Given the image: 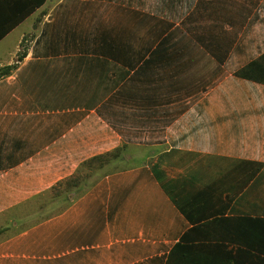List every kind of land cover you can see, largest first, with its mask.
<instances>
[{
    "label": "crops",
    "instance_id": "0c3cea01",
    "mask_svg": "<svg viewBox=\"0 0 264 264\" xmlns=\"http://www.w3.org/2000/svg\"><path fill=\"white\" fill-rule=\"evenodd\" d=\"M0 264H264V0H0ZM122 145L70 207L29 211Z\"/></svg>",
    "mask_w": 264,
    "mask_h": 264
},
{
    "label": "trees",
    "instance_id": "16d2710c",
    "mask_svg": "<svg viewBox=\"0 0 264 264\" xmlns=\"http://www.w3.org/2000/svg\"><path fill=\"white\" fill-rule=\"evenodd\" d=\"M29 39L25 38L21 44L23 48L19 54L17 62L10 66L0 68V80L10 76L24 60L26 50L29 46ZM146 149L122 145L108 153L93 157L85 161L71 177L58 183L50 191L56 198H67V206L70 207L75 201L81 198L88 190L94 187L98 180L107 172L108 167H116L119 164H126L123 168H115L119 171L142 165L147 157ZM108 173V172H107ZM49 191V192H50Z\"/></svg>",
    "mask_w": 264,
    "mask_h": 264
},
{
    "label": "rangeland",
    "instance_id": "374dc122",
    "mask_svg": "<svg viewBox=\"0 0 264 264\" xmlns=\"http://www.w3.org/2000/svg\"><path fill=\"white\" fill-rule=\"evenodd\" d=\"M126 164H119L116 167H108L106 169L107 172H111L115 170V168H123ZM69 195L68 197H71ZM63 198L54 197L53 193L48 192L45 197H41V200L35 202L33 207L29 211L30 218L27 220L25 225H31L33 223L39 222L49 216H52L61 210H63L67 206V198L62 196Z\"/></svg>",
    "mask_w": 264,
    "mask_h": 264
}]
</instances>
